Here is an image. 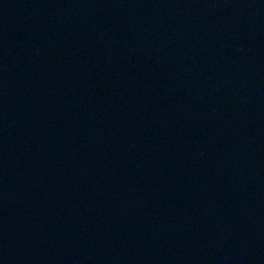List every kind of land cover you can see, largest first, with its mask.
<instances>
[{"label":"water","instance_id":"water-1","mask_svg":"<svg viewBox=\"0 0 264 264\" xmlns=\"http://www.w3.org/2000/svg\"><path fill=\"white\" fill-rule=\"evenodd\" d=\"M0 264H264V0H0Z\"/></svg>","mask_w":264,"mask_h":264}]
</instances>
